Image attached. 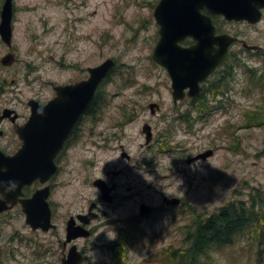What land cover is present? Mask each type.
<instances>
[{"label":"rangeland","instance_id":"374dc122","mask_svg":"<svg viewBox=\"0 0 264 264\" xmlns=\"http://www.w3.org/2000/svg\"><path fill=\"white\" fill-rule=\"evenodd\" d=\"M158 1L14 0V43L8 47L0 36V59L10 49L17 59L11 65L0 62V120L5 107L24 112L30 97L48 94L53 83L70 73L84 75L89 65L107 57H114L116 65L98 89L105 118L96 134L83 140L96 143L95 166L84 160L91 156L79 152L59 176L53 205L57 229H33L21 204L0 215V264L60 263L70 247L62 245L67 220L88 207L90 199L102 198L93 179L107 169L120 185L114 202H99L108 226L76 242L85 250V264H157L146 262L150 252L170 243L187 247L183 226H194L229 202L257 200L264 211V70L259 68L264 56L248 59L251 67L237 64L225 83L206 92L207 106L199 104L201 99L176 105L169 73L151 58L159 37ZM253 35L264 43V21ZM63 64L74 68L64 72ZM151 101L160 103L158 112H151ZM147 122L154 132L151 144L143 131ZM0 128L5 129L2 149L20 146L10 119L1 121ZM102 130L108 148L98 146ZM209 149L214 152L204 160L190 162ZM120 168L123 174L115 175ZM164 195L184 202L157 218H141V202L163 205ZM126 228L135 231L138 242L110 249L118 238L125 240L121 233ZM258 250V243L243 237L214 251L211 259L214 264H256ZM261 254L264 260V247Z\"/></svg>","mask_w":264,"mask_h":264},{"label":"water","instance_id":"95a60500","mask_svg":"<svg viewBox=\"0 0 264 264\" xmlns=\"http://www.w3.org/2000/svg\"><path fill=\"white\" fill-rule=\"evenodd\" d=\"M204 4H208L212 12L224 13L229 18L235 17L238 20L249 18L253 22L259 20L260 9L257 4L248 8L245 0H160L154 12L159 24L160 37L155 45L152 59L169 71L175 101L185 98L186 95H197L201 90V82L227 60L230 46L238 40V37L224 34L221 36V46L212 47L207 17L201 12ZM12 18L13 0H5L2 8L0 35L8 45L13 44ZM188 35L193 36L195 42L188 46L182 45L180 41ZM14 60L15 54L12 51L1 57V63L4 65H11ZM113 64L114 59L108 58L103 63L90 68L91 76L89 79L75 84L76 92L87 91L88 94V98H80V108H83L88 100L94 96L97 86ZM57 100L58 98H54L52 101ZM75 100H78V97ZM32 101L34 108H36V100L32 99ZM154 106H158V104H150L153 112L155 111ZM76 107L78 108V106ZM13 111L14 109L6 107L1 117L11 116L12 119H15L16 115H11ZM42 118L43 114L36 112L25 126L18 127V132L24 143L16 153L7 154L0 148V190L4 195V197H0V211L9 208L20 200L23 210L26 212L27 222L33 228L42 226L43 229L47 230L51 226H55L52 223V211L47 201L48 187L37 189L30 198L19 197L25 184L31 183L38 176H41L42 181H45L47 177L46 175L43 176L44 172L50 170L51 174L56 169L52 163H54L53 154L58 148L53 154L45 156L31 149L35 139L29 136L30 125L40 122ZM144 131L146 132V141L150 142L152 129L149 123L144 125ZM2 132L3 130L0 129V134ZM62 138L59 142H62ZM212 152L213 150L209 149L199 153L194 158H206ZM9 188L10 191H5ZM101 188L102 197L112 201L111 190L114 186H101ZM8 201H11L12 204H8ZM164 201L170 205H177L182 200L179 196H165ZM154 208L152 205L143 203L141 204V214L146 215ZM89 219L90 217L87 220ZM89 234V229L81 224L75 225L74 217L68 220L67 241ZM83 262L84 253L78 249L77 244H73L62 262L53 264H83Z\"/></svg>","mask_w":264,"mask_h":264},{"label":"flooded vegetation","instance_id":"af4514ba","mask_svg":"<svg viewBox=\"0 0 264 264\" xmlns=\"http://www.w3.org/2000/svg\"><path fill=\"white\" fill-rule=\"evenodd\" d=\"M247 7H254L256 4L260 9V13L258 15L259 21L253 22L250 21L249 18H244L243 20H238L237 18H229L224 13L212 12L211 8L208 4H204L201 8V12L207 17L208 25L210 27L211 33V45L213 48H218L222 44L221 36L224 34H229L231 36L238 37V40L234 42L230 46V53L227 60L220 66L216 68L207 78L202 82L201 90L199 93L193 97L186 96L184 100L175 102V104H180V102L191 103L195 105V101L200 100L202 106H207L208 101L205 99V94L208 90L215 92L216 88L225 83V79L227 76L233 74V69L238 64H245L251 67V64L248 62V59L253 58L255 56H264V43L260 40H253L254 35L253 31L256 30L257 27L264 21V1L263 0H245ZM208 18H210L208 20ZM158 25V24H157ZM242 25H248L243 26ZM159 28V25H158ZM194 41V37L188 35L185 39V44H192ZM239 50V51H238ZM264 65H260L259 68L263 69ZM90 67L89 65L85 69V74H73L66 76L65 78H61V80L57 83L52 84V89L48 94H45L42 97L37 95L30 97L26 102V110L24 112L14 108V114L16 115L15 119H12L11 116L5 117L1 121H5L10 119L13 130L17 133L18 142H20V146L15 148V150H4L8 154H13L16 152L24 143L23 138L20 136L18 132L19 126H25L32 115H35L37 112H41L43 114V118L38 123H33L30 125L31 131H29V136L35 139L32 144V148L34 152L42 155L53 154L56 149L58 150L53 154L54 163L53 166L56 168L54 172L50 174V170H46L43 176L46 175L47 179L42 181L41 176L34 179L32 183L27 184L23 187L24 197H31L33 192L38 189V187L47 186L49 190L48 200L50 203V207L52 210L51 219L52 223L55 225L51 227V229H57L59 223L55 221L56 211L54 210V195L58 190L60 179L59 176L64 171L65 167L71 164L72 156L83 154L84 156H91L85 158L84 160L88 165L95 166V146L96 143H88L83 141L88 134H96L98 123L103 121L105 118L104 114V106L101 101L98 100V92L97 90L94 92V96L88 100L87 104L83 108H80L81 97L88 98L87 91L76 92L74 86L76 83L87 80L90 76ZM73 64H69L67 67L65 64L62 66V70L65 72L67 69H73ZM251 79L252 76L249 75ZM215 97V94H213ZM78 97V100L75 98ZM90 97V95H89ZM32 98L36 99V108H34V102ZM54 98H58L57 101H52ZM217 99V98H216ZM78 106V108L76 107ZM3 129V128H2ZM4 132L0 134L1 136L5 135ZM100 133L104 136L103 141L98 144L101 148H108V142H105V130L100 131ZM64 137V138H62ZM63 139L62 142H59L60 139ZM83 141V142H82ZM123 155H126L127 158H130L129 153L123 152ZM48 157V156H47ZM120 175L123 174L124 168H120ZM113 172L110 169H107L97 175L93 179V184L99 187H108L114 186L111 190L113 195V201L116 200V189L119 187V182L115 179H110V175ZM116 173V172H114ZM98 184H95L96 180ZM0 197H4L0 190ZM102 197V195H101ZM164 197V196H163ZM103 198V197H102ZM102 198L99 199H90L88 207H82V209L75 212V214H71V218H75V225H83L84 227L90 230V236H95L102 233L105 227L108 226V222L106 219L101 217L102 213L100 211L99 202L103 203L104 200ZM111 202V203H112ZM144 202V201H143ZM141 202V203H143ZM93 208L92 210L90 208ZM175 209V207L163 204L157 205L156 211L149 213L147 216H142L141 218H152L158 216L160 213L164 211H170ZM103 213L107 214V210H103ZM82 217H80V216ZM93 215V216H92ZM90 217L89 220H87ZM87 218V219H86ZM138 220V217H137ZM68 222V220H67ZM134 222V221H133ZM67 226V225H66ZM33 228V227H32ZM35 230L41 229L42 226L33 228ZM44 230V231H49ZM86 236H78L73 239L71 242L62 241L63 247H67L70 244L73 245L76 242H79V238H83ZM89 237V236H88ZM99 238V236H98ZM114 243V242H113ZM99 244V240L95 242L94 246ZM115 244V243H114ZM112 244V245H114ZM112 245H110V249H113ZM80 248V247H79ZM82 251L85 253V250L81 247ZM114 250V249H113ZM65 256V255H64Z\"/></svg>","mask_w":264,"mask_h":264},{"label":"trees","instance_id":"16d2710c","mask_svg":"<svg viewBox=\"0 0 264 264\" xmlns=\"http://www.w3.org/2000/svg\"><path fill=\"white\" fill-rule=\"evenodd\" d=\"M256 203L257 200L245 202L244 199H240L221 206L207 217L195 220L194 226L192 223L183 226L185 231L183 239L189 243L187 247L174 243L163 245L157 252H150L147 259L159 264H214L211 259L214 251L225 249L246 237L249 244L258 243L256 264H264L261 254L264 247V230H259L264 224V211L258 208ZM121 234L125 240L121 242L118 238L114 242L112 247L116 251L123 247V243L128 247L126 243L128 240L132 243L138 242L139 236L132 228H126ZM141 234L146 236L144 232Z\"/></svg>","mask_w":264,"mask_h":264},{"label":"clouds","instance_id":"9594fccd","mask_svg":"<svg viewBox=\"0 0 264 264\" xmlns=\"http://www.w3.org/2000/svg\"><path fill=\"white\" fill-rule=\"evenodd\" d=\"M11 189L9 188V189H5V191H10Z\"/></svg>","mask_w":264,"mask_h":264},{"label":"bare ground","instance_id":"6f19581e","mask_svg":"<svg viewBox=\"0 0 264 264\" xmlns=\"http://www.w3.org/2000/svg\"><path fill=\"white\" fill-rule=\"evenodd\" d=\"M77 18H80V17H77ZM82 18V17H81ZM79 20V19H78ZM119 24V23H118Z\"/></svg>","mask_w":264,"mask_h":264}]
</instances>
